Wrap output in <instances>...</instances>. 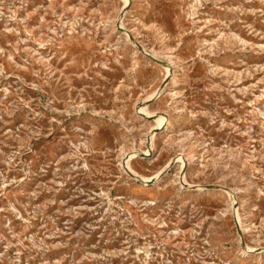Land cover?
<instances>
[{
	"label": "rangeland",
	"instance_id": "1",
	"mask_svg": "<svg viewBox=\"0 0 264 264\" xmlns=\"http://www.w3.org/2000/svg\"><path fill=\"white\" fill-rule=\"evenodd\" d=\"M0 264H264V0H0Z\"/></svg>",
	"mask_w": 264,
	"mask_h": 264
},
{
	"label": "bare ground",
	"instance_id": "2",
	"mask_svg": "<svg viewBox=\"0 0 264 264\" xmlns=\"http://www.w3.org/2000/svg\"><path fill=\"white\" fill-rule=\"evenodd\" d=\"M160 121H162V120H160ZM129 162V161H128ZM127 167H128V165H127ZM128 173H130V175H132L134 178H136V179H141V177H139V176H137L134 172H132V171H130L129 170V167H128Z\"/></svg>",
	"mask_w": 264,
	"mask_h": 264
}]
</instances>
